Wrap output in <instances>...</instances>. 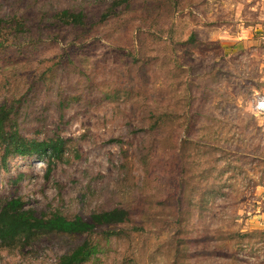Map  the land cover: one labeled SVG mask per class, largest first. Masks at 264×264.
<instances>
[{
    "label": "rangeland",
    "instance_id": "374dc122",
    "mask_svg": "<svg viewBox=\"0 0 264 264\" xmlns=\"http://www.w3.org/2000/svg\"><path fill=\"white\" fill-rule=\"evenodd\" d=\"M120 2L0 0V103L47 83L77 98L70 157L49 178L46 160L11 158L0 197L39 213L133 212L93 236L0 247V264H56L85 240L100 246L88 264H264V0ZM70 7L85 27L49 24ZM144 107L172 114L164 131L145 135Z\"/></svg>",
    "mask_w": 264,
    "mask_h": 264
},
{
    "label": "trees",
    "instance_id": "16d2710c",
    "mask_svg": "<svg viewBox=\"0 0 264 264\" xmlns=\"http://www.w3.org/2000/svg\"><path fill=\"white\" fill-rule=\"evenodd\" d=\"M127 1L123 0L120 3L124 4ZM114 10L113 8L112 12ZM110 15L111 13L105 18L107 19ZM47 19L50 25L60 28L85 27L88 16L83 10L70 7L57 11ZM54 72L55 69H51L45 73V76L51 74L56 77ZM48 84L43 88L48 95L45 102L41 99L43 90L32 85L19 98L0 103V170L7 169L9 160L13 157H36L47 161V177L49 178L57 167V163H63L65 158L70 157V144L74 140L63 136V127L68 124L66 111L73 102L77 101V98L51 97L49 96L51 85ZM52 108L56 111L55 118L49 114ZM148 109L150 108L141 111L142 123L145 126L142 131L145 135L152 137L156 132L164 131L173 116ZM116 142L123 144L118 140ZM184 145H188L187 141H184ZM184 149L182 147L183 151ZM148 153L146 155L144 152V159L148 158ZM80 154L81 152L75 148V157L81 158ZM185 154L186 152L182 158H185ZM147 164L148 162H144L145 166ZM18 180V178L15 179L14 183L16 184ZM182 194L184 197V193ZM132 218L133 212L126 207L92 212L86 218L81 214H65L59 209L39 213L37 210L27 208L25 201L21 198L2 199L0 197V247L32 246L56 237L93 236L99 230L126 224ZM112 233L115 232L108 230L104 235L111 237ZM99 252V244L94 243L93 240H85L62 255L56 264H88L95 260ZM177 252L179 260L181 250L178 248Z\"/></svg>",
    "mask_w": 264,
    "mask_h": 264
},
{
    "label": "built area",
    "instance_id": "2783aa9c",
    "mask_svg": "<svg viewBox=\"0 0 264 264\" xmlns=\"http://www.w3.org/2000/svg\"><path fill=\"white\" fill-rule=\"evenodd\" d=\"M257 112L264 116V99L257 104Z\"/></svg>",
    "mask_w": 264,
    "mask_h": 264
}]
</instances>
